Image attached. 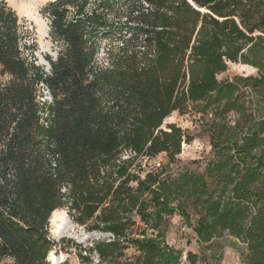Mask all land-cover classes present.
Here are the masks:
<instances>
[{"label": "trees", "instance_id": "16d2710c", "mask_svg": "<svg viewBox=\"0 0 264 264\" xmlns=\"http://www.w3.org/2000/svg\"><path fill=\"white\" fill-rule=\"evenodd\" d=\"M42 14L59 45L49 71L0 2V264H51L57 210L114 237L82 264H182L162 229L176 213L199 245L227 234L264 264V113L248 93L264 91V0H54ZM230 63L258 75L220 80ZM175 112L203 122L202 173L170 174L193 141L163 128ZM159 155L168 163L143 176L138 160Z\"/></svg>", "mask_w": 264, "mask_h": 264}, {"label": "rangeland", "instance_id": "374dc122", "mask_svg": "<svg viewBox=\"0 0 264 264\" xmlns=\"http://www.w3.org/2000/svg\"><path fill=\"white\" fill-rule=\"evenodd\" d=\"M5 1L21 19L28 21L33 33V41L35 45V58L37 63L46 71L49 70L47 59H55L59 51V45L51 38L50 21L42 14L44 8L54 0H0ZM45 22L49 28V32L45 36L39 35V23ZM44 29V27L42 26ZM45 31V29H44ZM110 44L104 42L101 44L102 53L101 60L107 58V47ZM258 72L251 66L243 64H232L228 66L227 72L219 76V79H233L236 76L256 77ZM253 109L260 113H264V91L262 93H252L248 90ZM51 102L50 94L45 91L42 101ZM169 124H176L184 131L188 132L193 139L190 143L182 145V153L177 157L175 163L170 167V174L177 177L185 171L202 173L206 164L213 159V153L209 144V139L206 136L203 128V122L199 116L180 115L175 112L169 117L163 125L165 128ZM141 164L142 175L149 172L157 164L162 166L168 163L166 155H159L153 159L140 158L137 162ZM66 212V211H65ZM67 213V212H66ZM68 216V214H67ZM69 221L61 222L57 220L49 223V237L56 243V247L51 252L56 258L57 264H82L79 259V253L85 249L92 248L100 242H109L114 239L111 234L101 232H88L85 227H81L70 219ZM139 223V221H138ZM140 227L144 225L139 223ZM167 243L174 249L183 254L182 264L187 263L189 253L195 254L199 258L198 264H245L243 254L246 249L237 240L225 234L217 238L209 246L199 245L196 234L192 227L179 214L165 217L162 227ZM151 233V232H150ZM129 257H132L135 252L130 249L126 251ZM85 255V254H84ZM94 264L99 262L98 257L93 255ZM121 262L124 259L120 260ZM53 264L52 262H50Z\"/></svg>", "mask_w": 264, "mask_h": 264}, {"label": "bare ground", "instance_id": "6f19581e", "mask_svg": "<svg viewBox=\"0 0 264 264\" xmlns=\"http://www.w3.org/2000/svg\"><path fill=\"white\" fill-rule=\"evenodd\" d=\"M39 23V27H40V30H39V35L40 36H45L48 32H49V28L48 26L46 25L45 22H38ZM42 26L44 27V29L42 28ZM57 220H60L61 222H64V221H69L68 220V216H67V213L64 211V210H57L55 211L53 214H52V217H51V221L53 223H55ZM49 261L52 262L53 264H57L56 263V258L54 256V254H50L49 255Z\"/></svg>", "mask_w": 264, "mask_h": 264}, {"label": "water", "instance_id": "95a60500", "mask_svg": "<svg viewBox=\"0 0 264 264\" xmlns=\"http://www.w3.org/2000/svg\"><path fill=\"white\" fill-rule=\"evenodd\" d=\"M48 67H49V70H50L51 68H50V65H49V64H48ZM49 70H48V71H49ZM48 261H49V260H48Z\"/></svg>", "mask_w": 264, "mask_h": 264}, {"label": "built area", "instance_id": "2783aa9c", "mask_svg": "<svg viewBox=\"0 0 264 264\" xmlns=\"http://www.w3.org/2000/svg\"><path fill=\"white\" fill-rule=\"evenodd\" d=\"M126 157H128V156H126ZM157 166L160 167V164H157Z\"/></svg>", "mask_w": 264, "mask_h": 264}]
</instances>
